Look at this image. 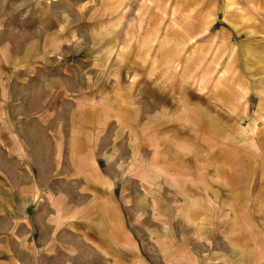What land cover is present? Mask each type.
I'll use <instances>...</instances> for the list:
<instances>
[{
    "label": "rangeland",
    "instance_id": "1",
    "mask_svg": "<svg viewBox=\"0 0 264 264\" xmlns=\"http://www.w3.org/2000/svg\"><path fill=\"white\" fill-rule=\"evenodd\" d=\"M173 87L189 133L253 139L242 157L262 161L237 164V181L264 182V0H0V264H165L134 250L167 230L138 223L133 168L171 124ZM251 186L220 206L218 264H264V186Z\"/></svg>",
    "mask_w": 264,
    "mask_h": 264
},
{
    "label": "crops",
    "instance_id": "2",
    "mask_svg": "<svg viewBox=\"0 0 264 264\" xmlns=\"http://www.w3.org/2000/svg\"><path fill=\"white\" fill-rule=\"evenodd\" d=\"M151 1L154 2V0H142L147 8ZM176 92L174 87L164 90L165 100L160 109H170L171 124L164 132L161 129L147 134L146 137L152 143L148 149L151 155L144 163L140 162L133 168L140 172V180L134 182V184L138 183L137 188H139L135 196L136 202L132 204V206L135 205L134 209L136 206L142 207L138 211L140 219L138 223L141 224L143 219L151 222L153 217L159 224L150 225V230L154 232L153 227L163 228L167 230V233L162 238L161 235L150 234L148 238L142 240L141 236V240H134V250L140 252V245L146 244L149 250L162 255L161 258L165 264H185L184 262L200 264L201 258L204 263L207 253L212 254V263L218 264L221 246L219 211L221 204L235 199L239 189L251 188V183L255 181L264 186V182L260 180L238 182L241 172L236 169V166L237 164L247 165L244 171L249 172L252 165L255 168L262 160L257 155L242 157V152H246L241 149L242 147L250 149L253 153L255 150L252 148L257 146V144L249 146L246 141H253V139L244 138L245 135L243 138H240L241 136L238 138V141L243 143H237L234 133L228 134L229 142L225 139L221 140V136L218 138L212 134H206L198 127L194 132L189 133L185 117L188 106L183 100H176L174 96ZM148 93L152 94L150 108L155 111V114H162V111L157 109L158 101L155 97L157 93L152 88ZM236 99L237 96H232V100L224 101L220 108L234 109V105L227 107V104L235 102ZM164 114L168 118V114L165 112ZM225 122L230 127L235 125V115L226 117ZM159 138H165L164 147L170 150L164 149L157 152L156 142L161 140ZM157 147L163 146L158 144ZM225 165H229L230 168L222 169ZM122 169L123 167L121 172ZM237 171L240 172L238 175ZM262 171L264 172V169ZM37 199L35 198V201ZM259 216L264 219V214ZM252 247V251H264L261 242L255 243ZM183 254H188L189 259H185ZM153 262L156 263L157 259H153ZM153 262L146 257L139 261L141 264H153Z\"/></svg>",
    "mask_w": 264,
    "mask_h": 264
}]
</instances>
